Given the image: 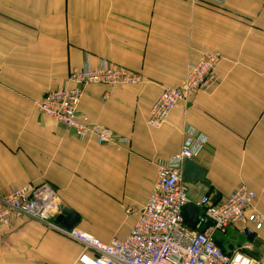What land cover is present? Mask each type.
I'll return each mask as SVG.
<instances>
[{"label": "crops", "instance_id": "obj_1", "mask_svg": "<svg viewBox=\"0 0 264 264\" xmlns=\"http://www.w3.org/2000/svg\"><path fill=\"white\" fill-rule=\"evenodd\" d=\"M218 52V84L148 125L162 92L183 85L189 64ZM140 74L136 86L89 85L80 112L127 138L126 147L84 140L42 113L46 93L72 88L73 70L102 64ZM264 0H0V192L49 185L75 226L123 241L148 203L158 165L182 150L188 128L207 138L193 160L209 185L190 196L257 194L263 226L238 223L215 236L227 253L264 257ZM135 210V212H129ZM252 210L248 211L251 214ZM200 218L199 228L204 226ZM254 236L250 240L245 231ZM85 246L25 219L0 228V264H79Z\"/></svg>", "mask_w": 264, "mask_h": 264}, {"label": "built area", "instance_id": "obj_2", "mask_svg": "<svg viewBox=\"0 0 264 264\" xmlns=\"http://www.w3.org/2000/svg\"><path fill=\"white\" fill-rule=\"evenodd\" d=\"M193 1L215 6H223L226 2ZM221 59L220 53L207 52L202 60L189 64L183 85L164 90L152 106L148 125L161 128L179 103L188 105L199 92L211 91L219 82L216 66ZM68 81L74 87L46 93L38 104L40 111L72 129L81 140L94 136L102 145L128 146L129 139L117 136L104 126L92 124L80 112V105L84 89L89 85L136 86L143 82V77L103 63L97 70H73ZM206 143L205 136L196 135L192 128L186 130L180 153L158 165V175L149 201L137 213V222L123 241L104 243L79 229L68 230L58 224L59 197L46 184L10 187L7 192H0V228L19 219L38 222L85 246L84 253L77 260L79 264H264V257L256 259L241 252L227 253L217 245L215 239L218 233L224 234L238 223H251L256 230L261 229L263 220L255 211L257 194L254 191L242 186L217 204L213 203L211 195L199 199L190 196L189 183L183 178V161L186 158L194 159ZM190 205L205 210L204 218L213 223L205 232L193 230L185 223L183 209ZM250 210L252 213L248 214Z\"/></svg>", "mask_w": 264, "mask_h": 264}, {"label": "water", "instance_id": "obj_3", "mask_svg": "<svg viewBox=\"0 0 264 264\" xmlns=\"http://www.w3.org/2000/svg\"><path fill=\"white\" fill-rule=\"evenodd\" d=\"M183 178L187 183H192L200 181L207 186L209 182L206 178V172L201 168L197 162L193 159L186 158L183 161ZM213 203L217 204L220 201L221 196L214 191ZM60 214L57 217V223L62 225L68 230H72L80 221V216L73 211L71 208H67L63 205L59 206ZM205 216V210L199 209L193 205L187 206L183 209V217L185 223L193 230H198L199 232H205L206 229L211 227L213 223L209 219H205L204 226L198 228L200 223V218ZM246 235L249 236L250 240L254 236L250 231H245Z\"/></svg>", "mask_w": 264, "mask_h": 264}]
</instances>
